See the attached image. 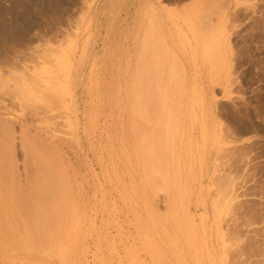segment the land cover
<instances>
[{"label": "rangeland", "instance_id": "1", "mask_svg": "<svg viewBox=\"0 0 264 264\" xmlns=\"http://www.w3.org/2000/svg\"><path fill=\"white\" fill-rule=\"evenodd\" d=\"M0 169V264H264V0H0Z\"/></svg>", "mask_w": 264, "mask_h": 264}, {"label": "bare ground", "instance_id": "2", "mask_svg": "<svg viewBox=\"0 0 264 264\" xmlns=\"http://www.w3.org/2000/svg\"><path fill=\"white\" fill-rule=\"evenodd\" d=\"M34 162L36 164L43 165L44 167L46 165V161L40 156H36ZM144 166H145L144 168L147 167V165H144ZM3 177L5 176L2 175V170L0 169V238L2 239V241L10 242L12 244L11 245V249H12L14 246L13 245L14 242L11 240V238L14 234L20 237H23L25 233L31 232V233L36 234L39 240H41L46 235H51L53 238L57 237V240L61 239L62 234L65 232L67 228V221H64V223L62 221L60 224H54L52 222H47L46 220H49V218L55 216V214L59 212H60L59 214L64 216V213H65L64 207H61L57 211V209H55L56 208L55 206L49 205V201L48 202L43 201L45 197L46 198H49V196L52 197L51 194L49 193V190H51L52 188L50 185L40 186L36 184L37 182L38 183L49 182L48 181L49 177L47 176V173L43 171L36 176L35 181L37 182L34 183L36 187L33 185L34 188L31 189L32 186L30 188L32 191L31 192L32 197H30V195L28 194L29 198L33 199L31 203L25 204L24 201L21 202L22 200L20 196V199H18V201L21 204H19V206L17 204L19 209L14 207L15 205L14 206L11 205V202H10L11 200L9 202L5 201V198H8L10 194L15 195V193L18 192L17 191L18 189L16 188L17 189L16 190L12 188L8 184V182H5V179ZM5 192H8V193H5ZM3 193L4 195H2ZM17 194L18 196L20 195L19 193ZM26 207H29L30 209H27ZM27 213L31 215H28ZM32 217H33V220H32ZM35 218L37 220H35ZM4 238H9V240H4ZM57 248H58V244L51 245V249L57 250Z\"/></svg>", "mask_w": 264, "mask_h": 264}]
</instances>
